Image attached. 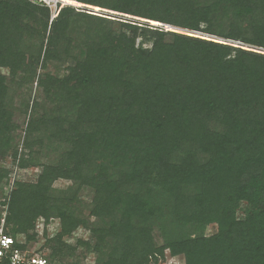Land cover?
<instances>
[{
  "label": "trees",
  "instance_id": "trees-1",
  "mask_svg": "<svg viewBox=\"0 0 264 264\" xmlns=\"http://www.w3.org/2000/svg\"><path fill=\"white\" fill-rule=\"evenodd\" d=\"M68 1L0 0L5 234L43 219L52 264H264V0ZM10 159L40 174L2 200Z\"/></svg>",
  "mask_w": 264,
  "mask_h": 264
},
{
  "label": "built area",
  "instance_id": "built-area-1",
  "mask_svg": "<svg viewBox=\"0 0 264 264\" xmlns=\"http://www.w3.org/2000/svg\"><path fill=\"white\" fill-rule=\"evenodd\" d=\"M31 3L48 7L53 14L60 6L84 7L68 0H29ZM73 3V4H72ZM90 10L93 8L86 7ZM96 10V9H95ZM99 11V10H96ZM5 215L0 223V264H52L46 251L32 250L24 240L5 234Z\"/></svg>",
  "mask_w": 264,
  "mask_h": 264
},
{
  "label": "rangeland",
  "instance_id": "rangeland-1",
  "mask_svg": "<svg viewBox=\"0 0 264 264\" xmlns=\"http://www.w3.org/2000/svg\"><path fill=\"white\" fill-rule=\"evenodd\" d=\"M173 28V27H172ZM203 35V34H202ZM207 36V35H205ZM147 47H150V45H148ZM38 93L35 92L34 95H37ZM28 119H26V117L24 116H20V115H17L16 118H15V121L22 127L20 130H19V134L21 135H24V129L26 128V122H27ZM6 166L9 168L10 170V176L7 180H5V182L2 184V200H5L9 194H10V191L12 189L15 188V182L17 180H21V181H35L37 180L38 178V175L40 174V170H37V169H31V170H22L20 169L17 165H15L12 160L10 159L9 162H6ZM59 186H62L63 183L60 182L58 183ZM87 198V197H86ZM89 200V198H87ZM5 214H3V217H4ZM40 223L38 225V228L35 232L36 234V237H37V241H33V242H29L28 243V246L31 247L32 250H37V249H40L41 246L43 244H45V239H44V231H45V221L43 219H40ZM52 229L50 228V231ZM214 229H211V232L213 231ZM209 232V233H211ZM75 237H87L88 238V233L85 232L84 230L83 231H79L77 232L76 236ZM19 238L21 240H24L25 241V237H22V236H19ZM75 238H73V240H68L69 243H75L74 241ZM47 252V251H46ZM48 254V252H47ZM167 254V264H179V263H176V259L173 260L172 259V256L170 255L169 251L166 252ZM91 261H93L91 258H89V260H87V263H91ZM86 264V263H85ZM161 264H164V263H161Z\"/></svg>",
  "mask_w": 264,
  "mask_h": 264
},
{
  "label": "bare ground",
  "instance_id": "bare-ground-1",
  "mask_svg": "<svg viewBox=\"0 0 264 264\" xmlns=\"http://www.w3.org/2000/svg\"><path fill=\"white\" fill-rule=\"evenodd\" d=\"M73 4V3H72Z\"/></svg>",
  "mask_w": 264,
  "mask_h": 264
}]
</instances>
